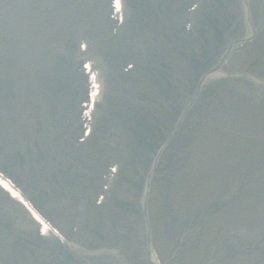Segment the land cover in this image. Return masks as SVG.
I'll list each match as a JSON object with an SVG mask.
<instances>
[{"label": "rangeland", "instance_id": "1", "mask_svg": "<svg viewBox=\"0 0 264 264\" xmlns=\"http://www.w3.org/2000/svg\"><path fill=\"white\" fill-rule=\"evenodd\" d=\"M11 1L0 0V166L63 237L40 233L0 193V264H146L142 196L156 151L149 145L157 140L137 135L136 125L161 123L170 134L201 73L246 33L243 0H199V8L189 1L184 12L193 18L182 11L183 0H128V19L118 32L110 26V0H36L26 12L44 15L39 24L16 13L23 0ZM248 5L251 23L264 24V0ZM175 12L192 28L183 27ZM163 19L167 26L159 25ZM260 36L259 57L264 32ZM82 38H93L91 51L105 73V99L94 124L82 106L84 79L72 72V54ZM251 46L234 54L225 71L250 63ZM258 59L254 67L264 77V57ZM252 88L240 78L209 79L153 172L147 204L154 246L165 264H203L206 255L217 258H207L208 264H264V100L251 97ZM81 122L94 130L85 142ZM114 162L120 171L109 193L102 182ZM240 175L251 191L257 187L254 177L262 179L260 193L246 196L257 211H238L232 204L216 210V199ZM100 190L106 194L101 206L95 203ZM228 252L233 257L225 258Z\"/></svg>", "mask_w": 264, "mask_h": 264}, {"label": "bare ground", "instance_id": "2", "mask_svg": "<svg viewBox=\"0 0 264 264\" xmlns=\"http://www.w3.org/2000/svg\"><path fill=\"white\" fill-rule=\"evenodd\" d=\"M74 65V64H73ZM73 65H72V68H73ZM98 70H99V72H98V74L100 75V69H99V67L97 68ZM93 71H94V69H92ZM77 69H75V65H74V71H72L73 72V75H74V77L75 78H77L78 80L81 78L80 76H79V74H77ZM95 72V71H94ZM96 73V75H97V72H95ZM214 74H216V73H214ZM98 76V75H97ZM97 76H96V80H97V82H98V88H99V90H100V93L98 94V96L96 97V98H99L100 96H101V93H102V87H103V84H102V80H101V77H99V78H97ZM79 88H80V86H79ZM75 90H77V89H75ZM74 91V90H73ZM64 92L66 93V94H69L70 92H71V88H65L64 89Z\"/></svg>", "mask_w": 264, "mask_h": 264}, {"label": "snow or ice", "instance_id": "3", "mask_svg": "<svg viewBox=\"0 0 264 264\" xmlns=\"http://www.w3.org/2000/svg\"><path fill=\"white\" fill-rule=\"evenodd\" d=\"M115 3H116L117 10H119V8H120V0H115ZM33 215H35V213H33ZM36 219L39 220L40 217L39 216H36ZM41 223H43V222L41 221Z\"/></svg>", "mask_w": 264, "mask_h": 264}]
</instances>
